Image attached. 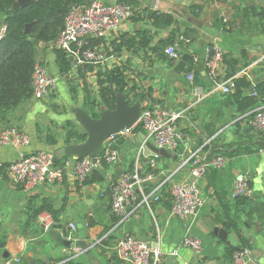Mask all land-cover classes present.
<instances>
[{"label":"crops","instance_id":"1","mask_svg":"<svg viewBox=\"0 0 264 264\" xmlns=\"http://www.w3.org/2000/svg\"><path fill=\"white\" fill-rule=\"evenodd\" d=\"M123 1L134 5L135 16L124 21L116 32L90 39L92 45L108 51L104 63L77 67L72 64L69 72H62L56 49L50 43L38 44L37 56L53 75L62 79L46 99L31 97L2 115L0 130L17 126L30 136L31 142L20 146L0 143V163L7 166L22 153L40 150L57 154L61 148L83 143L68 135L72 127L84 130L77 121V111H86L92 117L94 113L101 115L107 107L99 95V75L123 66L128 75L129 95L124 94L129 104L144 95L182 112L178 125L189 137L178 149V157L159 156L154 166L153 155H149L145 164L143 149L140 171L151 175L145 183L147 191L172 173L180 157L189 155L190 150L202 148L203 156L223 154L228 158L226 166L212 168L202 184L207 202L191 226V231L203 240L202 253L197 255L181 245L186 222L170 212L171 187L188 175L186 168L164 185L161 201L153 203L151 208L140 206L127 220L118 223L111 208L109 189L120 174L135 167L144 144L138 142L124 156L120 154L117 161L96 170L103 180L87 184L68 177L63 183L42 184L25 191L13 185L5 169L0 168V264L16 257L21 261L13 264H129L120 259L116 251L117 241L127 234L148 241L161 251L155 264H182L184 259L195 264H232L234 251L246 246L252 251L251 264H264V133L256 132L251 125L256 107L239 112L233 96L236 89L230 94L216 90L205 65L207 47L218 42L225 51L220 78L227 79L247 69V75L239 78L256 84L264 82V0ZM149 11L169 13L175 22L167 27L157 26L149 18ZM186 30L193 38L188 44L181 40L186 38L182 36ZM138 31L145 33L149 41L146 46L121 47L127 37L135 35L137 40L142 39ZM172 32H176V40L181 43L183 52L189 54V60L194 55L199 58L195 85L204 87L207 94L199 102L193 94L195 85L187 80L189 60L184 72L178 74L174 69L179 60L170 59L166 47L163 52L171 62L160 59L153 50ZM117 47L121 49L115 50ZM231 67L236 73L228 76ZM248 90L246 95H249ZM93 100L95 104H91ZM141 133L146 135L141 130L132 137L139 139ZM69 157L78 158L75 155L64 158ZM242 172L252 175L254 194L251 198L232 196L234 181ZM140 197L138 192L136 201L127 205L129 212ZM45 212L53 214L51 229L65 238L72 233V240L80 237L79 229L71 228V217L81 219L89 247L74 251L57 242L39 221V216ZM217 227L226 231L225 238L215 232ZM175 251L178 254H174Z\"/></svg>","mask_w":264,"mask_h":264},{"label":"built area","instance_id":"2","mask_svg":"<svg viewBox=\"0 0 264 264\" xmlns=\"http://www.w3.org/2000/svg\"><path fill=\"white\" fill-rule=\"evenodd\" d=\"M135 14L134 5L123 0H118L115 3H107L105 0L73 3L65 16L63 30L55 40L49 43L55 49L63 50L76 67L102 64L108 59V51L102 46L92 45L90 39L105 37L116 32L124 21L133 18ZM7 30V25L1 24L0 41L6 35ZM181 40L185 44L191 42L190 39L183 37ZM180 44V42H176L166 47L165 52L170 59L177 61L181 59L184 52ZM224 56L225 51L222 45L214 42L206 49L205 65L215 89L224 94H230L236 89L237 79L241 75H247V69H243L227 79L220 78ZM198 62L199 58L195 55L191 58L190 63L188 62L191 67L187 69V80L194 85ZM59 78L50 72L48 65L42 59L37 57L32 71L33 97L36 99L49 97L57 89ZM193 94L196 102L207 96L205 88L197 85L194 86ZM140 107L141 113L136 125H141L147 139L139 151L135 167L120 174L117 180L110 185L112 211L117 216L118 223H122L140 206L151 208L153 203L161 201L164 185L177 172L184 168L188 169V175L182 180L174 182L171 187L170 212L173 216L186 222V233L181 245L199 255L203 250V240L191 231V226L207 202V197L203 195L202 184L209 171L212 168L226 166L228 158L223 154L212 157L203 156L202 148L190 150L189 155L180 157L179 164L172 173L150 191H147L145 183L151 178V175H143L140 171L141 153L146 141H154L158 147L165 148L178 157V149L189 140V137L178 125L182 112L174 111L149 96L140 100ZM252 114L253 129L258 133H264V99H260V103L257 104ZM136 125L125 127L120 132L109 136L103 144L102 151L95 157L88 155L57 161L53 151L40 150L29 154L22 153L17 161L7 166L0 163V167L5 169L13 185L21 187L25 191H31L42 184L63 183L68 177L85 182L97 169L117 161L121 154L119 141L133 136ZM211 140L207 141L206 145ZM30 142V136L17 126L0 130V143L3 145H29ZM159 156L158 154L153 155L152 166L155 165V160ZM252 181L250 172L239 173L234 181L232 196L234 198H251L254 194ZM138 192L141 195L140 201L129 212L127 205L136 201ZM39 221L45 230H50L54 225L53 214L51 212L42 213L39 216ZM71 228L77 229L74 222L71 223ZM67 239H72V233L68 235ZM116 251L119 258L129 264H155L161 256V251L154 248L150 242L131 234H127L117 241ZM174 254L178 253L175 251ZM251 254L252 251L248 246L237 249L233 253L232 264H251ZM20 261L21 258L16 257L6 259L3 264ZM182 264L195 263L184 259Z\"/></svg>","mask_w":264,"mask_h":264},{"label":"trees","instance_id":"3","mask_svg":"<svg viewBox=\"0 0 264 264\" xmlns=\"http://www.w3.org/2000/svg\"><path fill=\"white\" fill-rule=\"evenodd\" d=\"M17 0H0V26L7 25V33L0 41V118L2 115L18 106L22 101L33 97L32 92V71L37 59L38 44L49 43L55 40L64 28L65 16L73 3H86L89 0H35L27 6L15 8L14 3ZM148 16L157 26H171L175 20L169 13L158 11H149ZM33 23L30 32L25 33L26 25ZM182 36L193 40L191 32L186 30ZM142 39L134 36L125 37L121 42V47L128 46L132 48L136 44L144 47L149 41L144 32L138 31ZM176 32H172L169 37L160 40L154 47L160 59L169 60L164 54L167 46L178 42ZM117 47L115 50H120ZM58 62L62 72H69L72 67V61L67 54L60 49H56ZM235 61V60H234ZM171 62V60H169ZM190 62V60H189ZM191 65L186 68L189 69ZM232 69L228 76L235 74ZM252 82L246 78H238L237 86L233 96L235 97L238 111L244 113L250 108H255L259 99H264V82L256 84L255 94H245L250 88ZM99 95L104 105L109 109L116 107V93L122 92L129 95L128 75L123 66H117L105 73H100L98 78ZM133 90V88H132ZM143 99L144 95H139ZM93 100L91 104H95ZM99 117L98 113H94ZM142 130L141 125H136L135 132ZM69 138L77 137L80 141L87 139L86 131L74 129L68 133ZM124 140L119 141V148ZM107 165V164H106ZM1 168V167H0ZM84 183L103 180V176L98 171L93 173Z\"/></svg>","mask_w":264,"mask_h":264},{"label":"water","instance_id":"4","mask_svg":"<svg viewBox=\"0 0 264 264\" xmlns=\"http://www.w3.org/2000/svg\"><path fill=\"white\" fill-rule=\"evenodd\" d=\"M35 0H17L14 3L15 8H20L31 4ZM33 23L26 25L25 33L30 32V28ZM189 60V54L184 53L181 59L178 61L175 66V71L178 74L184 72L187 61ZM256 88V83H252L248 94L254 92ZM141 113L140 99H137L134 104H129L126 99V95L122 92L116 93V107L115 109L106 108L101 112L100 117L95 118L90 116L86 111L78 110L77 111V121L80 123L84 130L87 133V139L78 145L67 146L61 148L56 154V160L60 161L66 156L75 155L78 157L84 156H97L103 149V144L105 140L118 132H120L125 127H132L137 124ZM141 138L128 136L125 138L121 155L124 156L128 149L135 145L136 143H144L146 135L144 133L140 134ZM158 154L165 157H174L177 155L173 152L168 151L165 148L152 145L150 141H146L144 148V162H148L149 155ZM71 221L74 222L79 229V239L72 240L67 239L63 235L56 233L53 229L48 230L49 234L63 246L68 249L77 251L85 250L89 247V243L86 241V229L84 227L81 219L77 217H71ZM215 232L220 235L221 238H225L226 231L217 227Z\"/></svg>","mask_w":264,"mask_h":264},{"label":"rangeland","instance_id":"5","mask_svg":"<svg viewBox=\"0 0 264 264\" xmlns=\"http://www.w3.org/2000/svg\"><path fill=\"white\" fill-rule=\"evenodd\" d=\"M61 79H62V78L60 77V78H59V81H58V84H59V82L61 81Z\"/></svg>","mask_w":264,"mask_h":264}]
</instances>
